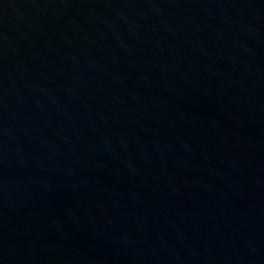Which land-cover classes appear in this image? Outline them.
<instances>
[{
	"label": "water",
	"instance_id": "1",
	"mask_svg": "<svg viewBox=\"0 0 264 264\" xmlns=\"http://www.w3.org/2000/svg\"><path fill=\"white\" fill-rule=\"evenodd\" d=\"M0 264H264V0H0Z\"/></svg>",
	"mask_w": 264,
	"mask_h": 264
}]
</instances>
